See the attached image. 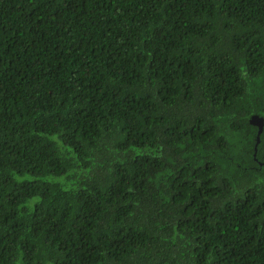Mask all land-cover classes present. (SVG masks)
<instances>
[{
  "label": "trees",
  "instance_id": "obj_1",
  "mask_svg": "<svg viewBox=\"0 0 264 264\" xmlns=\"http://www.w3.org/2000/svg\"><path fill=\"white\" fill-rule=\"evenodd\" d=\"M253 114L264 0H0V264H264Z\"/></svg>",
  "mask_w": 264,
  "mask_h": 264
},
{
  "label": "water",
  "instance_id": "obj_2",
  "mask_svg": "<svg viewBox=\"0 0 264 264\" xmlns=\"http://www.w3.org/2000/svg\"><path fill=\"white\" fill-rule=\"evenodd\" d=\"M249 124L257 128L256 145L259 144V138L264 128V119L258 115H252ZM256 151V147L254 149Z\"/></svg>",
  "mask_w": 264,
  "mask_h": 264
},
{
  "label": "clouds",
  "instance_id": "obj_3",
  "mask_svg": "<svg viewBox=\"0 0 264 264\" xmlns=\"http://www.w3.org/2000/svg\"><path fill=\"white\" fill-rule=\"evenodd\" d=\"M254 115V114H253ZM261 117V116H260ZM264 119V118H263Z\"/></svg>",
  "mask_w": 264,
  "mask_h": 264
}]
</instances>
